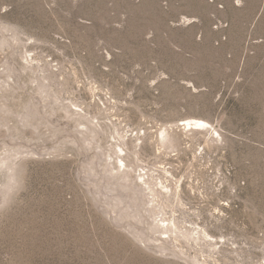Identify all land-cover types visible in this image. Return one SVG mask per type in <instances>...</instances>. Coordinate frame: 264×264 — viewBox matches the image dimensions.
<instances>
[{
  "label": "rangeland",
  "instance_id": "374dc122",
  "mask_svg": "<svg viewBox=\"0 0 264 264\" xmlns=\"http://www.w3.org/2000/svg\"><path fill=\"white\" fill-rule=\"evenodd\" d=\"M0 264H264V0H0Z\"/></svg>",
  "mask_w": 264,
  "mask_h": 264
},
{
  "label": "bare ground",
  "instance_id": "6f19581e",
  "mask_svg": "<svg viewBox=\"0 0 264 264\" xmlns=\"http://www.w3.org/2000/svg\"><path fill=\"white\" fill-rule=\"evenodd\" d=\"M197 123L199 124V125H202V126H207L208 124L206 123V122H202V121H197ZM183 125H187V126H189V125H191V123H185V124H183Z\"/></svg>",
  "mask_w": 264,
  "mask_h": 264
}]
</instances>
